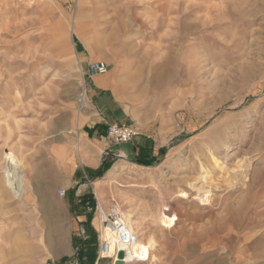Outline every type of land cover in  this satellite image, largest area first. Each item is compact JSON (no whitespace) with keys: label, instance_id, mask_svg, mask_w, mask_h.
<instances>
[{"label":"rangeland","instance_id":"rangeland-1","mask_svg":"<svg viewBox=\"0 0 264 264\" xmlns=\"http://www.w3.org/2000/svg\"><path fill=\"white\" fill-rule=\"evenodd\" d=\"M97 62L163 148L106 153L83 201L59 191L97 157L80 139ZM96 203L152 240L145 264H264V0H0V264H63Z\"/></svg>","mask_w":264,"mask_h":264},{"label":"crops","instance_id":"crops-1","mask_svg":"<svg viewBox=\"0 0 264 264\" xmlns=\"http://www.w3.org/2000/svg\"><path fill=\"white\" fill-rule=\"evenodd\" d=\"M90 72V71H89ZM113 78L111 73H104L101 75H92L89 73L87 79L89 103L91 105V121H86L83 126V132L80 134V139L84 145H89L93 154H96V160L89 163L88 168L80 170L76 164H69V167L74 166L71 170V177L64 190H72L73 197L79 196L81 200L85 201L87 187L93 186V182L86 177L87 173H94L106 159L105 154L109 153L110 157H125L131 162L134 160L148 159L151 150L153 156H156L159 149L162 151L161 145L154 147L153 141L149 139L152 135L151 127L148 125L142 126L141 131L146 137L137 136L131 142L124 145H115L107 137L108 126H132L130 118V108L122 95V91L113 89L110 82ZM116 81V80H115ZM134 127V126H132ZM139 127V126H138ZM143 133H140L143 136ZM95 158V157H94ZM74 163V162H73ZM132 165V164H131ZM134 165V164H133ZM136 166V165H134ZM140 167V166H139ZM88 198V197H87ZM78 202H81L78 200ZM84 216L80 214L77 217L80 222ZM92 220L89 230L92 232V243L83 241L81 238L71 241V250L64 255L61 260L63 264H104L102 259L98 257V245L96 240V229ZM88 230V231H89ZM83 254V255H81ZM84 255H87L83 257ZM108 263L113 264V261L108 259Z\"/></svg>","mask_w":264,"mask_h":264},{"label":"built area","instance_id":"built-area-1","mask_svg":"<svg viewBox=\"0 0 264 264\" xmlns=\"http://www.w3.org/2000/svg\"><path fill=\"white\" fill-rule=\"evenodd\" d=\"M107 69L106 64L97 62L90 65L89 71L92 75H101L106 73ZM138 135L137 129L132 126H108L107 128V137L115 145L127 144ZM65 194L66 190L59 191L60 196L63 197ZM94 211L95 216L99 219V227L96 229L98 237V257L115 262L120 251L115 246L112 249L110 248L109 243L103 239V231L111 235L115 239L116 244H121L127 248L135 243L138 237L128 228L125 216L118 205H112L108 210L104 211L100 204L96 203ZM123 253L125 256V252Z\"/></svg>","mask_w":264,"mask_h":264},{"label":"bare ground","instance_id":"bare-ground-1","mask_svg":"<svg viewBox=\"0 0 264 264\" xmlns=\"http://www.w3.org/2000/svg\"><path fill=\"white\" fill-rule=\"evenodd\" d=\"M114 83H115V81L111 80L110 84L112 85ZM81 102H82V100H81ZM8 156H9L10 162L13 163L15 161L13 156L10 153ZM204 177H206V176H204ZM256 177H257V173H253L250 175L249 178H250L251 184L254 183V181L256 180L255 179ZM16 179L14 180L11 176V179H9L7 181V184L10 187V190L13 191L14 195L18 196V194H21V192L23 190L22 189V180L19 181ZM181 196L183 197V199H185V198L187 199L190 197V196L186 197V194H184V193ZM198 199L200 201H203L204 198H203V196L202 197L200 196V197H198ZM195 200H197V199L195 198ZM172 212H173L172 208L166 207V206L161 210V212L159 214V217H160L159 221L161 222L162 227L170 228L171 225L177 221V217ZM125 220H126L127 226L130 229V231L133 232L138 237V240L135 243H133L128 248L121 245V244H116L115 239L111 235H109L107 232H104V231L102 233L103 239L109 243L111 249L115 246V247H117V249L119 251L125 252L124 264H145L149 260V247L152 246V240L149 239L146 242H144L142 240V238L139 237L138 233L135 231V228H134L135 222L132 221V219L130 217H128L126 214H125ZM94 225L97 228L99 227L98 217L95 218ZM34 242L35 243L38 242V244H40V241H38V240L37 241L35 240ZM41 242H43V241H41ZM114 263L115 262H113V264Z\"/></svg>","mask_w":264,"mask_h":264},{"label":"trees","instance_id":"trees-1","mask_svg":"<svg viewBox=\"0 0 264 264\" xmlns=\"http://www.w3.org/2000/svg\"><path fill=\"white\" fill-rule=\"evenodd\" d=\"M135 163H136V164H139V165H143V166H148V165L146 164V162H144V161H142V160H140V159L136 160ZM108 169H109V165H106V164L103 162V163L101 164V166L95 171L96 178L102 176V175L104 174V172H105L106 170H108Z\"/></svg>","mask_w":264,"mask_h":264},{"label":"water","instance_id":"water-1","mask_svg":"<svg viewBox=\"0 0 264 264\" xmlns=\"http://www.w3.org/2000/svg\"><path fill=\"white\" fill-rule=\"evenodd\" d=\"M124 253L120 251L117 255V261L114 264H124Z\"/></svg>","mask_w":264,"mask_h":264}]
</instances>
